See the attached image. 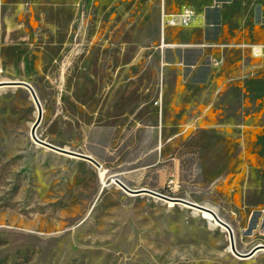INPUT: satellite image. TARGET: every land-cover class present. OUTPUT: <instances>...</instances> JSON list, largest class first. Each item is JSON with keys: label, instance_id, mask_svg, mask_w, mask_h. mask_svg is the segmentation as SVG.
Wrapping results in <instances>:
<instances>
[{"label": "rangeland", "instance_id": "rangeland-1", "mask_svg": "<svg viewBox=\"0 0 264 264\" xmlns=\"http://www.w3.org/2000/svg\"><path fill=\"white\" fill-rule=\"evenodd\" d=\"M22 21L35 31L32 17ZM11 22L3 18L0 27L10 38L0 40V82H29L43 108L38 137L91 155L101 167L37 143L31 130L39 111L30 91L0 86V264H264L263 249L238 257L228 230L205 211L131 194L114 181L212 208L230 224L242 253L264 244V210L242 198L232 169L219 178L203 167L202 153L162 144L155 122L137 114L138 97L121 106L122 82L144 65L130 60L117 72L129 62L113 53L122 41L78 38L79 32L10 34ZM145 64L141 76L149 86L154 62Z\"/></svg>", "mask_w": 264, "mask_h": 264}, {"label": "crops", "instance_id": "crops-1", "mask_svg": "<svg viewBox=\"0 0 264 264\" xmlns=\"http://www.w3.org/2000/svg\"><path fill=\"white\" fill-rule=\"evenodd\" d=\"M185 8L195 11L192 23L165 22ZM25 17L37 22L34 32ZM3 18L15 21L10 34L79 32L78 38L122 41L113 53L129 62L117 72L130 60L144 65L122 82L121 106L138 97L137 114L155 122L162 144L202 153L203 167L219 178L232 169L242 198L264 210V0H0V27ZM148 61L156 74L149 86L141 76Z\"/></svg>", "mask_w": 264, "mask_h": 264}, {"label": "water", "instance_id": "water-1", "mask_svg": "<svg viewBox=\"0 0 264 264\" xmlns=\"http://www.w3.org/2000/svg\"><path fill=\"white\" fill-rule=\"evenodd\" d=\"M7 85L23 86V87L27 88L30 91L32 97L34 98V100H35V102L37 104V107H38L39 115H38V118L35 121L34 125L32 126L31 136L37 143H39L41 145H44V146H46V147H48L50 149L66 153L68 155H72L74 157H78V158H83V159L89 160V161L93 162L94 164H96L98 167H101V163L97 159H95L93 156H91V155H87V154L75 152V151H72V150H69V149H65V148L56 146V145H54L52 143H49V142H47L45 140L40 139L38 137L36 131H37V128L40 125L42 117H43V108H42V104L40 102V99L38 97V94H37L35 88L27 81L17 80V81H2V82H0V86H7ZM114 181L117 184H119L125 191H127V192H129L131 194L148 193V194H152L154 196H157L159 198H162V199L170 201V202L172 201V202H175V203L188 205L190 207L196 208V209L201 210V211L210 212L211 214H213V216L218 221V223L222 227H224L225 229L228 230L229 236H230L231 249L240 258H249V257H252L255 253H257L260 249L264 250V244H258L254 248H252L249 252L242 253V252L238 251V249L236 247L235 237H234V232H233L232 227L226 221L221 219L220 216H218L217 212L215 210H213L212 208H210V207H207V206H204V205H200L198 203L192 202V201L187 200V199L167 196V195L162 194V193H160L158 191H155V190H152V189H148V188L132 189V188L128 187L124 182H122L119 178H115Z\"/></svg>", "mask_w": 264, "mask_h": 264}, {"label": "built area", "instance_id": "built-area-1", "mask_svg": "<svg viewBox=\"0 0 264 264\" xmlns=\"http://www.w3.org/2000/svg\"><path fill=\"white\" fill-rule=\"evenodd\" d=\"M165 22L170 25H189L192 23L195 17V11L191 8H185L180 14L178 15H166Z\"/></svg>", "mask_w": 264, "mask_h": 264}, {"label": "bare ground", "instance_id": "bare-ground-1", "mask_svg": "<svg viewBox=\"0 0 264 264\" xmlns=\"http://www.w3.org/2000/svg\"><path fill=\"white\" fill-rule=\"evenodd\" d=\"M203 212V211H202ZM205 213V215H206V217L207 218H209V219H212V220H214L215 219V217L213 216V214H211L210 212H207V211H205L204 212ZM219 216V215H218ZM221 218V217H220ZM217 221V220H216ZM218 222V221H217ZM261 250V249H260ZM239 251V250H238ZM256 254V253H255Z\"/></svg>", "mask_w": 264, "mask_h": 264}]
</instances>
